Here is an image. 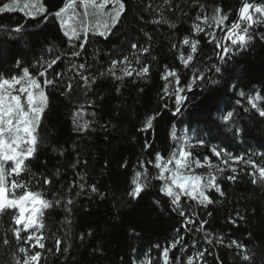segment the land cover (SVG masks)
I'll list each match as a JSON object with an SVG mask.
<instances>
[{"label":"trees","instance_id":"trees-1","mask_svg":"<svg viewBox=\"0 0 264 264\" xmlns=\"http://www.w3.org/2000/svg\"><path fill=\"white\" fill-rule=\"evenodd\" d=\"M11 1L0 0V7ZM81 2L39 0L38 4H44L50 13L47 18L40 16L37 10L30 11L33 15L29 16L26 14L29 12L18 7L0 13V76L22 75L17 67L21 64L42 84L45 77L38 76L40 65L61 56V60L48 70L47 78L57 79L58 86L44 88L48 102L37 128L34 156L26 161L25 170L15 177L27 183L29 190L41 192L50 202L59 199L60 204L44 211L45 228L41 235L47 237L46 248L32 249L22 242L19 246L29 252L39 251V264H137L146 258L151 264H161L166 247L170 249L169 264H176L178 257H183L185 264L189 259L194 264H264V183L254 185L251 182L252 177L247 174L253 170L251 165L241 161L236 165V173L219 176L217 182L225 195L209 190L207 194L217 202L206 208L182 197L181 206L195 221L188 225L189 230L182 227L184 218L172 211L169 199L161 194L162 182L154 178L155 156L160 154L161 161L165 162L172 153L175 139L183 131L192 132L198 138L201 148L191 151L198 159L216 162L212 152L216 146L217 150L223 148L232 157L247 159L251 156L258 165L264 166V118L250 106L245 112L236 104L240 91L264 92V40L260 38L264 25L253 24L250 32L254 38L247 49L223 65L215 57L209 37L194 33L193 25L200 24L206 31L223 35L211 19L213 10L221 8L229 17L226 24L230 26L238 21L241 0H170L169 5H164L163 0H126L125 12L112 28L115 34H109L107 40L93 34L111 28L112 3L102 9L101 14L107 20L99 27L87 24L81 14H77L76 23L81 26L78 36L81 40L85 35L93 39L86 55L72 57L62 22L51 13L65 3L78 6ZM248 2L264 9V0ZM199 5L205 6L203 11ZM198 15L201 20H196ZM161 16L175 28L151 22ZM205 17L211 27L203 23ZM18 26L23 27L20 33L15 32ZM244 26L246 24L241 28ZM185 36L199 41L198 52L193 54L189 69H185L179 59L180 55L189 54L188 46L182 44ZM132 43L148 47L149 52H133ZM173 44L177 47L173 48ZM125 55L131 59L133 68L141 67L135 63L136 59L148 65V76L134 74L122 80L110 75L100 76L101 72L107 73L113 59L122 60ZM85 62L90 65L87 70L72 67ZM213 63L226 69L223 76L214 71L206 73L207 78L217 79V84L198 81L199 86L187 93L179 113L175 111L174 97L167 98V107L164 106L161 97L167 81L162 76L166 67L187 72L191 77ZM124 67L127 65L118 64L117 74L122 75L120 69ZM77 71L88 75L90 81L95 77L96 83L91 89L84 85ZM56 74L62 75L57 77ZM69 84L74 89L71 93L64 91ZM234 85H237L235 90ZM21 103L27 110L25 95ZM259 106L264 110V101ZM233 109L236 110V123L226 126L220 117ZM76 113L80 114L77 120L90 124L85 133L75 131L73 117ZM150 117L155 119L152 127L147 128L146 121ZM142 128L147 130L141 131ZM146 161L151 163L141 167ZM136 171L144 173L142 181H151L155 188H146L141 198L133 200L127 193ZM230 175H235L236 180H228ZM45 178L52 183L45 185ZM12 179L6 177L9 187ZM81 185L84 186L82 192ZM93 185L97 193L91 192ZM68 200L72 203L68 204ZM158 200L161 203H157ZM202 221L207 223L197 232ZM13 227L11 217H0V238L7 231L12 244L11 248L0 247L2 264H10L17 248L16 238L10 231ZM178 229L185 242L171 248ZM221 237L225 241L223 245L214 243ZM209 239L212 244L208 243ZM57 240L61 241L60 251L56 250ZM230 240L245 245L250 250L251 260H243L244 250L235 245L228 247ZM49 248L51 252L47 251ZM205 248L208 251L205 252ZM199 252H205V260L199 258Z\"/></svg>","mask_w":264,"mask_h":264},{"label":"snow or ice","instance_id":"snow-or-ice-1","mask_svg":"<svg viewBox=\"0 0 264 264\" xmlns=\"http://www.w3.org/2000/svg\"><path fill=\"white\" fill-rule=\"evenodd\" d=\"M83 2V0H82ZM109 3L114 5V11L111 13L112 16V25L111 28L106 27L105 31L94 33L93 35H99L103 37L105 40L108 39L109 34H115L112 32V28H115L116 24L120 22V18L122 14L125 12L126 8V0H101L99 4L96 5L99 9H104ZM164 5H169L170 0H163ZM202 11L204 10V5H199ZM28 7V5H25ZM38 12V14L44 18L50 14L48 9L44 4L32 5ZM72 7L71 3H65L63 7H60L54 13H51L56 18H59L63 24V13ZM151 9V5L148 6ZM253 8V5L248 2V0H241V6L238 9V21L232 22L229 25L226 24L229 17L223 13L221 8H215L213 10V15L211 19L216 22V25L223 32V35H216L214 32L206 31L205 27H201L200 24H194V33L200 34L204 33L207 37H209V42L214 45L213 52L215 53V57L221 62L223 65H227L230 60L234 59L235 56L247 49L249 42L254 38L253 34L250 32V29L253 27V16L250 14V9ZM14 5L12 4H4L0 7V13L5 11H13ZM256 13H264V9L260 7H256ZM29 16H32L33 13H26ZM196 20H201V16L198 15ZM152 23L155 24H169V27L175 28L174 24H171L168 20H165L163 16L159 19H152ZM245 22L246 26L241 28V23ZM203 23L208 24V27H211V24L208 23L207 17L204 18ZM226 29V30H225ZM23 31L22 26H18L15 28V32L20 33ZM149 40H151V36L148 33H145ZM64 36L67 37L69 43L71 44V56L72 57H81L82 55H86L87 46L92 43V37L84 36L83 40L77 35L76 31L73 30L71 33L68 31H64ZM260 38L264 40V33L260 34ZM77 41H80L77 43ZM230 42V45L229 43ZM182 44L184 46H188L189 54L180 55L179 59L183 64L185 69L190 68V64L194 59L193 54L198 52V44L199 41L197 39H190L185 36L182 39ZM173 48H176L177 45L173 44ZM131 50L133 52L139 51L141 53L149 52L148 47H142L138 43L131 44ZM202 51V49H201ZM155 59V57H153ZM197 59H200L198 56ZM61 60V56H56L50 61H47L45 64L40 65V71L38 72L39 77H45L42 84L38 82L37 78L30 72L28 67H23V65L18 64L17 67L21 69L22 75H12L9 78H4L0 76V217L5 215L11 217L13 220L14 227L10 229L12 235L16 238L17 248L13 251L12 256L10 258V264H39L41 260V253L39 251L29 252L25 247H20L19 244L22 242L23 244L30 245L32 249H45L46 245L44 241L47 239L46 236L41 235V230L45 228V224L43 221L44 211L53 207L54 204H60V200L57 199L54 202H50L49 200L43 198V194L39 191L29 190L27 183H22L19 180H16L15 177L19 176L24 170L26 166V161L30 158H33L34 152L36 150L38 144V133L37 128L41 125L42 116L45 113V105L48 102V97L44 91V88L48 86L57 87V79H49L47 78L50 73L49 69H52L54 65H56ZM136 64H140V68H133L132 61L129 56L125 55L123 59H113L111 61V67L107 69V73L101 72L100 76L110 75L112 78L116 80H122L124 77H131L135 74L137 77H147L150 68L146 64H141L139 59H136ZM118 64H126L127 67L121 68V74H117L115 71L116 66ZM73 68L84 69L87 70L90 65L85 63H80L78 65L73 64ZM226 69L222 68L220 64L213 63L211 67H205L198 73H194L191 77H189L187 72L180 73L177 70L170 69L168 67L165 68L164 74L162 76L163 80L167 81V83L163 86L164 95L161 97L162 100L165 101L164 106L167 107V98L174 97L175 103V111L179 113L181 111V105L187 99V93L193 91L194 86H199L197 84L198 81L203 82L204 84L211 83L217 84L219 81L217 79H209L206 77V73L208 71H214V73L220 74L223 76V73ZM80 79L83 81L84 85L91 89V85L96 83L95 77H93L90 81L89 76L85 75L83 72L77 71L76 73ZM62 74H56L57 77H60ZM169 77H172L173 80H169ZM176 84L174 90H170V85L173 83ZM19 85L18 89H15V86ZM237 85L233 86V89ZM15 89L19 92V95L12 94V91ZM38 90V91H34ZM65 92L71 93L74 91L71 84L68 85ZM26 94L27 99V110H25L23 104L21 103V97ZM87 95V92H85ZM238 99L236 100V104L243 107L244 111H249V107L251 109L256 110L258 115L261 118H264V110H261L258 107V101H264V92H257L255 96L251 94V90L248 93L244 91H240L238 94ZM5 99H7L8 103L5 104ZM244 101L247 103L245 104ZM50 106V104H48ZM82 107V106H81ZM79 113H76L73 117V125L75 131L78 134L85 133L90 128V124L88 121H83L82 123L77 120V116ZM93 117L95 113L92 114ZM236 115V110H227L226 114H223L220 119L227 126L230 123L235 124L236 120L234 116ZM155 117H150L147 119L146 124L147 128H151L153 124V120ZM146 128H142L141 131H146ZM239 132V129H237ZM5 133H9L7 141L5 139ZM24 145V147H21ZM150 147V146H149ZM212 152L220 157L223 152L224 156L233 159L235 162H243L245 165H251L254 171L247 173L252 177V183L258 184L260 181H264V166L258 165L252 158L249 156L247 159L244 157H232L230 153H228L225 149L220 148L217 150V147L214 146L212 148ZM176 156L177 154H173ZM190 153H188L183 148L178 150V158L169 159L166 163L161 162V155L157 154L155 156V168L159 170L158 174L154 177L156 180L163 181L160 192L162 195L168 197L169 199V207L172 211H176L178 215L182 218V227L185 230L188 229L189 224L195 223L192 216L187 215L182 205V197H186L191 201L197 203V205L204 206L205 208L208 205L216 203L210 198L207 194L209 189H214L216 193H219L221 196L225 195L220 184L217 182V178L213 175H209V177L204 180L202 183V178L196 175H185L183 174V169L190 168V162L188 160ZM252 155H257L253 153ZM151 163V161L144 162L141 167H144L146 164ZM198 163V162H197ZM227 164V160L224 161ZM169 164H174L173 168H169ZM221 172L224 169H219ZM256 170H258V178ZM237 169L233 168L232 172L236 173ZM168 173V175H166ZM145 174L141 171H136L134 173V177L131 179V188L128 191L127 195L133 199L141 198V194L145 191L146 188L152 187L155 188V184L151 181L145 179L142 181V177ZM12 176L13 179L10 182V187L6 180V177ZM235 175H230L227 177L228 180L235 181ZM170 181V183H169ZM45 185L51 184L52 181L50 179L45 178L43 180ZM20 190L17 192L16 190ZM84 186L81 185V192L83 191ZM175 189V190H174ZM91 192L97 193L98 189L95 185L91 187ZM79 195V193H78ZM72 201L68 200V204H71ZM157 203H161V201H157ZM211 215V213H209ZM242 219V218H241ZM207 222L202 221L200 225L196 228V231L199 232L202 230ZM22 226V227H21ZM27 233L26 236H22L21 233ZM83 239V237H81ZM185 242V237L180 235V230H177V238L173 240L171 244V248H176L178 244ZM209 244H212L213 241L211 239L208 240ZM214 243L223 245L225 243L224 238H217ZM61 241H56V250L60 251ZM235 245L238 249L244 250L245 255L243 256L244 261H250L251 256L248 254L250 250L246 249V246L240 244L236 240H230L228 243V247H232ZM0 247H8L11 248V241L8 239L7 231H5L2 238H0ZM159 248V245H157ZM47 251L51 252L52 249H47ZM64 252L67 251V248L63 249ZM169 248H164L163 257L164 264H169L168 256H169ZM208 251L205 248V252ZM205 252H199V258L201 260H205ZM19 254V255H18ZM2 264V262H0ZM143 264H151L150 261H145ZM176 264H185L183 257H178ZM187 264H193L192 259L187 261Z\"/></svg>","mask_w":264,"mask_h":264},{"label":"rangeland","instance_id":"rangeland-1","mask_svg":"<svg viewBox=\"0 0 264 264\" xmlns=\"http://www.w3.org/2000/svg\"><path fill=\"white\" fill-rule=\"evenodd\" d=\"M100 2H101V0H83V2H81L80 5L72 6V7L68 8V10L63 14V24H62L63 32L68 31L71 33L73 30H75L77 35L79 34V30L81 29V26L76 23V20H78L77 14H81L82 18L85 20V22L87 24L91 23L92 25L99 27V24H102V22H104V20L105 21L107 20L104 18L105 16H103V14H101L102 10L96 7V5L99 4ZM38 3H39V0H13L9 4L14 5V8L18 7L24 11L30 12L32 10H36L35 8L32 7V5H37ZM25 5H28V7H25ZM256 7H260V6L253 4V8L250 9V14L253 16V24L264 25V13H256L254 10ZM240 23H241V25L245 24V22H240ZM169 78H170V80H173L172 77H169ZM19 87H20L19 85H16L15 89H18ZM175 87H176V84L173 81V83L170 85V90H174ZM15 89L10 90V91H12V94H14V95H19V92L16 91ZM34 91H38V90H34ZM24 95H25V101L27 104L26 94H24ZM252 95L255 96L256 94H252ZM260 102L261 101L257 102L259 108H260V106H259ZM7 103H8V101H7V99H5V104H7ZM4 135H5V139L7 141L9 133H5ZM21 147H24V145H21ZM181 148H183L188 153H190L188 160H189L190 165H191L190 168L182 170L183 174L189 175V176L190 175L200 176L202 178V180H201L202 183L204 182V180H206L209 177L210 174L215 176L216 178H218L219 176H221L222 174H225V173L232 174L233 173L232 169L236 168L237 162H235L233 159H230L227 156H224L223 153H221L220 157H217L213 153L214 157L217 160L216 162H211L210 160H208L206 158H204L202 160L196 158L193 155V153H191V151L200 149L201 144L198 141V138L192 132L188 133L185 131L181 132L180 136L175 139L174 148L172 150L170 157L165 162L164 161H161V162L166 163L169 159L174 160L175 158H178V150ZM174 153L177 155L174 156L173 155ZM225 160H227V164L224 163ZM168 167L173 168L174 164H169ZM219 169H224V171L221 172ZM252 171H254V170H252ZM158 172H159V170L156 169V175L158 174ZM256 173H257V178H258V170H256ZM166 175H168V173H166ZM8 177L11 178L12 176H8ZM161 182L163 183V181H161ZM169 183H170V181H169ZM259 183L263 184L264 181H260ZM209 190H211V189H209ZM145 261H150V260H148L146 258L137 264H143V262H145ZM161 264H164L163 255H161Z\"/></svg>","mask_w":264,"mask_h":264}]
</instances>
